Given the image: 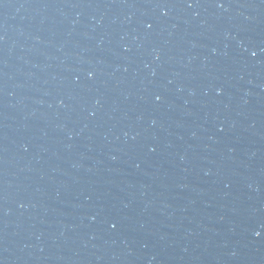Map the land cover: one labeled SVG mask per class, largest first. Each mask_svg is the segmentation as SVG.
<instances>
[{
    "label": "water",
    "instance_id": "95a60500",
    "mask_svg": "<svg viewBox=\"0 0 264 264\" xmlns=\"http://www.w3.org/2000/svg\"><path fill=\"white\" fill-rule=\"evenodd\" d=\"M0 264H264V0H0Z\"/></svg>",
    "mask_w": 264,
    "mask_h": 264
}]
</instances>
